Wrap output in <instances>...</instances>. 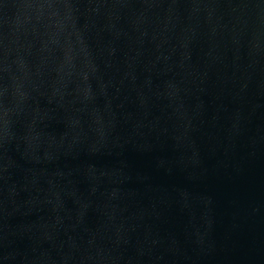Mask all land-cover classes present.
Segmentation results:
<instances>
[{
  "label": "water",
  "instance_id": "1",
  "mask_svg": "<svg viewBox=\"0 0 264 264\" xmlns=\"http://www.w3.org/2000/svg\"><path fill=\"white\" fill-rule=\"evenodd\" d=\"M0 264H264V0H0Z\"/></svg>",
  "mask_w": 264,
  "mask_h": 264
}]
</instances>
